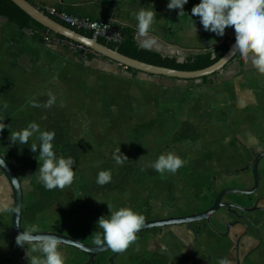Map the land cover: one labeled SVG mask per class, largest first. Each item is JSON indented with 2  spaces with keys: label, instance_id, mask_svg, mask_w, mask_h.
<instances>
[{
  "label": "rangeland",
  "instance_id": "rangeland-1",
  "mask_svg": "<svg viewBox=\"0 0 264 264\" xmlns=\"http://www.w3.org/2000/svg\"><path fill=\"white\" fill-rule=\"evenodd\" d=\"M34 42L32 75L29 77L24 71H17L22 84L16 81L2 84L3 91L11 88L15 91L25 88V78H32V91L26 93L28 103L35 100L43 104L49 91L56 95V103L50 109H27V106L24 110L21 107L13 110L17 102H11L12 110L2 115L3 122L9 127L0 133V153L21 182L23 229L35 224L38 232H58L94 245L92 235L100 231L98 219L110 215L107 204H111L113 210L130 207L145 220L160 219L205 211L224 188L251 187L249 168L254 156L247 158V149L238 147V142L237 146L233 141V132L226 129L228 116L224 115L223 101L217 99L216 94L214 97L209 95L207 87L178 88L174 92L162 83L147 85L124 78L115 79L80 67L74 53L77 55L81 48L70 42L53 38L54 43L72 49L66 54L59 51L64 60L58 58L54 48L40 49L36 47L38 41L34 39ZM30 62H26L27 65ZM161 77L165 76L158 75L157 79H167ZM42 92L46 97L37 98ZM25 102L26 98L22 104ZM32 122L39 124L41 131L56 133L53 150L58 158L71 157L75 161L76 177L70 187L46 190L39 182L38 169L42 163L39 149L36 152L30 150L33 143L39 147V133L30 137L27 145L13 144L10 140V132ZM118 148L129 158L122 165H117L113 159ZM168 152L179 155L185 162L175 174H160L149 167L161 154ZM262 163L264 178V161ZM101 170H111L112 173V181L104 186L96 183ZM8 186L5 182L0 185V192L6 194L7 189L10 193L9 198L3 197L0 216V264H29L26 250L31 246H17L11 230L13 194ZM253 198L254 195L228 193L223 200L251 207ZM253 214L222 208L211 216V223L225 233L229 222L245 221L249 225L252 244L249 247L242 239L240 251L248 259L254 251H259L264 264V215L260 213L256 220L252 218ZM252 219L260 227L261 238L251 226ZM177 227L190 230L194 256L210 254L208 257H212L207 248L221 251L225 240H231L232 249L236 237L244 232L243 226L236 225L231 227L228 237H223L202 220L140 231L137 241L129 249L138 250L139 245L146 244V235L155 238L166 229ZM204 245H208L206 249ZM59 248L66 264H86L89 260L87 254L73 247L59 245ZM113 253L111 250L100 253L91 264H112L109 256ZM126 258L129 260L118 254L115 262L138 264L142 261L141 257ZM233 259L235 264L240 262L239 251L235 250ZM249 264L261 263L252 258Z\"/></svg>",
  "mask_w": 264,
  "mask_h": 264
},
{
  "label": "crops",
  "instance_id": "crops-1",
  "mask_svg": "<svg viewBox=\"0 0 264 264\" xmlns=\"http://www.w3.org/2000/svg\"><path fill=\"white\" fill-rule=\"evenodd\" d=\"M32 1L44 9L46 6H55L74 15L118 22L134 27L135 29H137L138 23L135 15L139 9L142 7L151 9L156 12L154 23L145 36H140L137 31L136 39L141 47L154 49L162 54L171 56L183 57L192 51L196 52L211 48L223 41L226 36H235V31L232 27L226 29L223 37L204 30L203 25L200 23V18L191 15V9L199 4L201 0H189L184 6V13L181 16L179 15V9H168L167 4L169 0ZM194 25L197 28V33L194 30ZM31 34V31L20 30L11 24L7 18L0 16V116L12 110V107L9 106L11 102L13 104L17 102L13 106V110L18 107L24 110L27 106H29L27 109L34 108L29 105L27 102L29 99L26 97V93L32 91L31 89L34 83L32 78H25V88H18L15 91L11 88L8 91H3L2 87V84L6 82L14 83L16 81V83L22 84L17 76V71H24L26 76L32 75L34 65L32 55L35 42L30 37ZM145 41H151L152 43L149 46H145ZM36 43L42 46L39 47L37 46L38 44L36 45L40 49L44 47L54 48V52L62 60H64V57H62L63 55L61 56L59 51L65 52L66 54L67 51L70 52L72 50L68 46L54 42ZM74 54L77 56L76 53ZM59 59L58 62L60 61ZM26 62H30V64L27 65ZM78 65L89 71L115 79L124 78L147 85L162 83L167 85L170 90H174V92H177L178 88L194 90L193 87H197L198 85L207 87L209 89L207 92L209 95L213 96V94H216L217 99L223 101L224 115L228 116L227 123L225 124L226 129L233 132L232 139L235 143L238 142L239 146L236 143L238 147L247 149L248 153L243 150L247 158L255 156L264 150V74L259 73L253 67L251 59L247 61L242 57L240 59H234L220 72L208 75L211 83H205L201 78L190 81L186 79L161 77L167 78L162 81L157 79L158 75L142 71H137L133 74L124 65H120L97 53L92 58L86 59L83 64L78 63ZM37 95H39L37 98L40 99L46 97L43 92L42 95L41 93ZM25 98L26 102L22 104ZM5 104H7L6 108L4 107ZM62 110L65 109L63 108ZM19 113L27 114L23 111ZM3 182L9 184L7 178L0 170V185ZM261 190L264 192L263 183ZM5 192L6 194L0 192V216L3 213V197L9 198L10 196L7 189ZM251 216L252 218L255 217V219L258 217L256 213ZM189 231L187 228L177 227L174 229H166V231H163L155 238L146 235L144 240L146 244L139 245L138 250L129 249L119 254V256L126 261L129 260L126 258L128 256L141 257L142 261L138 264H218V260L225 257L230 259L231 264L236 263V260L233 259L236 248L235 246L232 249L230 248L229 244L231 240H225L226 245L223 243L225 247L221 251L210 250L207 248L208 245L206 247L204 245L203 248H207V251L212 253V257H208L210 254L194 256L193 236L190 235ZM222 240L224 239L222 238ZM244 241L251 247L252 239L249 234V227L248 233L243 237ZM151 242L154 243L150 244ZM240 249L239 246L240 262L237 264H249L252 258L253 261L262 264V258H260L262 255H260L259 251H254V253L249 255L248 259L244 257Z\"/></svg>",
  "mask_w": 264,
  "mask_h": 264
},
{
  "label": "clouds",
  "instance_id": "clouds-1",
  "mask_svg": "<svg viewBox=\"0 0 264 264\" xmlns=\"http://www.w3.org/2000/svg\"><path fill=\"white\" fill-rule=\"evenodd\" d=\"M189 0H169V10L179 9L181 16L184 6ZM191 15L200 18V23L205 31L215 33L223 37L227 28L235 31V44L233 50L238 51L241 57L247 61L251 59L253 67L264 74V0H201L191 9ZM156 12L148 8H140L135 18L138 21L137 31L140 36H145L154 23ZM197 33V28L194 25ZM152 42L145 41V46ZM48 99L43 104L35 100L29 101L31 107L50 109L56 103V95L49 91ZM7 107V104L4 105ZM4 118L0 116V133L6 127ZM39 133V147L33 143L30 146L32 152L39 149V182L46 190L65 189L70 187L76 177L73 158L57 157L53 150L54 131H41L40 125L32 122L20 130L10 132V140L13 144L27 145L30 137ZM117 165H122L129 158L118 148L113 154ZM142 159V158H141ZM183 159L173 153L161 154L149 167L160 174H175L184 166ZM112 181L111 170L98 172L96 183L100 186ZM98 202H103L97 199ZM110 215L101 216L98 221V229L92 237V243L98 248L107 247L112 252L122 254L126 252L138 239V233L145 223V217L130 207H120L113 210L111 204H107ZM18 211V208L15 210ZM38 225H30L17 235L16 244L21 248L30 245L26 250V258L29 264H66V258L60 250L58 238L50 235H35L38 233ZM39 253V255H33ZM218 264H231L230 259L221 258Z\"/></svg>",
  "mask_w": 264,
  "mask_h": 264
},
{
  "label": "water",
  "instance_id": "water-1",
  "mask_svg": "<svg viewBox=\"0 0 264 264\" xmlns=\"http://www.w3.org/2000/svg\"><path fill=\"white\" fill-rule=\"evenodd\" d=\"M14 2L18 7H20L24 12L30 15L35 21L39 22L40 24L44 25L51 31L56 34L62 35L67 39L76 42L88 49L93 50L95 53L105 56L112 61L119 63L120 65H124L125 67H132L138 71L146 72L153 75H160L170 78H177V79H196L201 78L204 76L211 75L216 72H220L225 65L235 56L238 51L233 50V46L235 41L231 44L229 49L222 55L220 59H218L212 65L205 67L203 69L198 70H179L164 66L153 65L147 62H143L141 60L129 57L125 54L118 52L115 49L110 48L107 45H104L97 41L96 38L87 37L76 30L68 27L64 23H61L45 12L37 8L33 5L29 0H11ZM264 157V150L257 153L254 159L252 170L255 179V185L251 188H236V187H227L222 189L216 196L214 203L211 207L206 209L202 212H195L189 215H181V216H170L166 218L160 219H151L145 220V223L140 231L147 230V229H154V228H163L167 226L173 225H185L191 224L193 222L205 220L207 223L211 224V216L215 214L219 209L222 208H237L242 212H251L256 207H244L238 205L233 202H226L223 200L224 196L228 193H240L245 195H250L257 191L259 187V173H258V164L261 158ZM0 170L3 172L5 177L10 184L13 193V210L11 216V230L15 237L23 231L22 227V212H23V191L21 187V182L19 177L17 176L14 169L11 167L9 162L6 158L0 153ZM18 208V211H15ZM235 223H230V225H234ZM229 228V227H228ZM246 233L248 232V227H246ZM35 235H50L54 236L59 239L60 245L70 246L79 251L84 252L88 255L89 260L86 264H91L93 259L96 255L100 253H104L109 251L107 247L98 248L95 245L87 244L81 242L80 240L71 237L69 235H65L58 232H38ZM238 244V243H237ZM239 247V246H238ZM118 253H113L109 261L112 264H118L115 262V258L117 257Z\"/></svg>",
  "mask_w": 264,
  "mask_h": 264
},
{
  "label": "trees",
  "instance_id": "trees-1",
  "mask_svg": "<svg viewBox=\"0 0 264 264\" xmlns=\"http://www.w3.org/2000/svg\"><path fill=\"white\" fill-rule=\"evenodd\" d=\"M37 8L45 12L47 15L53 19L62 22L56 16L50 15L42 6L37 5L32 0H29ZM0 16L7 18V20L16 26L20 30H29L31 31L30 37L37 40L38 42H53V38L61 39L66 42H70L75 46H81L80 44L73 42L66 37L56 34L44 25L35 21L30 15L24 12L20 7H18L11 0H0ZM68 27L76 30L77 32L92 38L94 36L92 31L80 29L77 27H72L64 23ZM113 25L121 34V38L117 41H111L106 39L103 36H97L96 39L98 42L109 46L112 49L117 50L118 52L125 54L129 57L147 62L153 65L164 66L179 70H198L208 67L215 63L222 55L229 49L231 44L235 41V36L226 38L215 46L200 51H192L187 55L180 56H171L162 54L154 49L141 47L136 39L137 29L131 26H127L122 23L113 22ZM86 47L80 49L77 52L78 63L83 64L86 59L92 58L96 53L93 50H88ZM241 55L239 52L228 62H232L234 59H240ZM226 66V65H225ZM131 73L135 74L138 70L132 67H126ZM202 81L205 83H211L208 76L201 77ZM194 80V79H186Z\"/></svg>",
  "mask_w": 264,
  "mask_h": 264
},
{
  "label": "built area",
  "instance_id": "built-area-1",
  "mask_svg": "<svg viewBox=\"0 0 264 264\" xmlns=\"http://www.w3.org/2000/svg\"><path fill=\"white\" fill-rule=\"evenodd\" d=\"M45 10L53 16L59 18L62 22L80 29L92 31L94 38L97 36H103L108 40L117 41L121 38L120 32L113 25V21H107L102 19H91L79 15H74L59 9L55 6H46ZM83 49L84 46H78ZM88 49V48H87ZM91 50V49H89Z\"/></svg>",
  "mask_w": 264,
  "mask_h": 264
},
{
  "label": "flooded vegetation",
  "instance_id": "flooded-vegetation-1",
  "mask_svg": "<svg viewBox=\"0 0 264 264\" xmlns=\"http://www.w3.org/2000/svg\"><path fill=\"white\" fill-rule=\"evenodd\" d=\"M255 157H256V155L254 156V159H255ZM254 159H253L252 164H251V166L249 168V171L251 172V176H252V185H251V187H253L255 185V179H254V174H253V170H252V165H253ZM262 161H263V157L261 158V160L259 161V164H258L259 187H258L257 191H255L254 193L250 194L252 196L254 195L251 207H256V209H254L250 213H256L257 214L258 217H256V220L259 219V217H260L259 214L260 213L264 215V204H263V202H264V192H262V190H261L262 183H264V178H263V173H262V166H263ZM246 169H247V167H246ZM233 209H237V208H233ZM252 220L253 221L251 222V226L254 228L256 233L259 234V237L261 238L262 236H261V233L259 231L260 227H259L258 223L256 221H254V219H252ZM233 222L235 224L234 225H230V223H233ZM206 223H207V221H206ZM207 224L214 232H216L218 235L223 236V237H227L229 235L231 227H235L236 225L243 226L244 227V232L241 233L238 237H236L235 248H236L237 252L239 251V247L238 246H240L241 239H243V237L248 233V232L246 233V230H247L246 227H249V225L245 221H243L241 219H236L234 221L229 222L227 224L225 233H222L217 228L213 227V225H210L209 223H207Z\"/></svg>",
  "mask_w": 264,
  "mask_h": 264
}]
</instances>
